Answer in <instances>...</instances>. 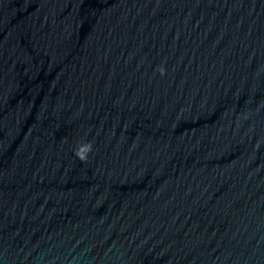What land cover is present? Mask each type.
Wrapping results in <instances>:
<instances>
[{
	"label": "water",
	"instance_id": "95a60500",
	"mask_svg": "<svg viewBox=\"0 0 264 264\" xmlns=\"http://www.w3.org/2000/svg\"><path fill=\"white\" fill-rule=\"evenodd\" d=\"M0 264H264V0H0Z\"/></svg>",
	"mask_w": 264,
	"mask_h": 264
},
{
	"label": "clouds",
	"instance_id": "9594fccd",
	"mask_svg": "<svg viewBox=\"0 0 264 264\" xmlns=\"http://www.w3.org/2000/svg\"><path fill=\"white\" fill-rule=\"evenodd\" d=\"M161 72L163 74V69H161ZM92 148L93 146L91 142H84L77 146L74 151V155L81 162H86L88 160L89 153L92 152Z\"/></svg>",
	"mask_w": 264,
	"mask_h": 264
}]
</instances>
